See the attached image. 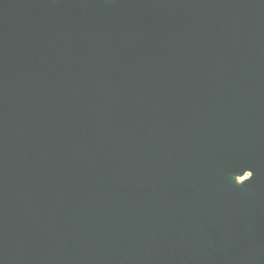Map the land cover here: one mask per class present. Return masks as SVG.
<instances>
[{
  "label": "water",
  "instance_id": "1",
  "mask_svg": "<svg viewBox=\"0 0 264 264\" xmlns=\"http://www.w3.org/2000/svg\"><path fill=\"white\" fill-rule=\"evenodd\" d=\"M0 264H264V0H0Z\"/></svg>",
  "mask_w": 264,
  "mask_h": 264
}]
</instances>
